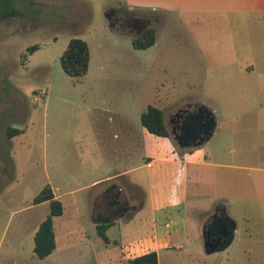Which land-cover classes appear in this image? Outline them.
I'll return each mask as SVG.
<instances>
[{"label":"rangeland","instance_id":"374dc122","mask_svg":"<svg viewBox=\"0 0 264 264\" xmlns=\"http://www.w3.org/2000/svg\"><path fill=\"white\" fill-rule=\"evenodd\" d=\"M198 1L153 11L131 0H14L20 14L0 16V260L106 264L114 241L131 247L149 235L153 212L145 194L130 220L118 219L107 231L108 245L90 219V196L112 182L82 186L146 160L137 138L149 105L170 118L202 102L218 121L202 145L214 163L216 198L228 202L239 224L233 248L206 256L215 264H264V0H203L195 7ZM127 10L155 16L148 28L156 33L154 45L135 47L142 35L112 24ZM73 37L89 47L82 77L67 74L61 62ZM9 127L22 132L10 137ZM130 128L135 141L125 139ZM144 171L130 176L144 182ZM46 187L63 196L65 209L55 219L59 248L44 260L34 253L30 227L50 212L48 204H34ZM213 205H188L185 242L203 244L202 222ZM247 230L250 252L240 241ZM62 235L72 246L62 245Z\"/></svg>","mask_w":264,"mask_h":264},{"label":"crops","instance_id":"0c3cea01","mask_svg":"<svg viewBox=\"0 0 264 264\" xmlns=\"http://www.w3.org/2000/svg\"><path fill=\"white\" fill-rule=\"evenodd\" d=\"M135 2H144L141 4L152 5L153 11H164L166 8L180 9L182 8V5L189 4L190 0H131V3ZM131 3L129 6L134 7ZM203 4V0H199L193 5L195 7H199ZM196 103L202 102H193V104ZM209 108H211L214 113H216L214 108ZM165 117L166 123L169 126L166 112ZM216 131L213 136L205 143L209 142L214 137ZM138 132V144L139 141L143 139V143L140 148H143V150L146 151V160L135 167L117 171L105 178H97L91 183L82 186L81 189L84 190L95 188L99 185L101 186L103 184L112 182L108 187H113L116 190L119 189V191H123L130 202L131 207L120 214L117 213L114 216H111V220L109 222H103L102 219L98 218V197L103 192L101 190L104 186L99 188L100 190L96 188L97 191L91 194L90 219L96 227L98 235L104 240V242L108 243V245H111L112 241L107 235V231L117 222L118 219H121L125 222L130 220L133 214H136L145 204V194L147 200L149 198L150 206L153 212L150 234L134 241L131 247L128 245L123 247L118 240L114 241V244L117 246V251H113L112 249L108 250L105 259L106 264H132L131 259L150 251L157 252L159 264H215L214 261L209 260L206 255L213 254L217 251L230 250L233 248L237 240H239V224L230 213L228 202L226 200H218L216 198V176L215 173L211 171L212 169L210 170V167L214 165V163L210 160V152L206 147H202L203 144L197 147L186 149L183 148V150H181L176 146L172 137L155 135L149 132L145 127L143 129L138 128ZM123 133L125 134V139L130 138L134 141L136 140L134 134L135 131L131 132V128L130 131H126L125 129ZM140 169L145 170L141 176L144 182L133 176H130ZM108 187H106V189ZM52 189L55 197L61 200L63 206H65L62 200L63 196L58 194L54 188ZM137 192L141 193L142 196L139 197ZM200 200L214 201V205L211 208L213 209V212L207 217L205 215L204 221L202 222L203 227L205 223L209 222V219L215 215L218 206H221L225 214L232 220L234 225L230 236L222 244L223 247L218 248L212 253L206 252L203 232V244L201 245L198 244V246H196L195 244L193 245L191 242H185L184 240V236L187 234L186 215H184L185 209L189 204H194ZM42 204L49 205V202L45 201L42 202ZM74 204L76 208H78V202L76 199L74 200ZM130 212L132 215L130 218H127ZM59 216L54 217L56 248L49 256H51L59 248V237L57 235L55 222V219ZM44 219L45 218H42V220L37 221L30 227V229H32L31 236L33 238L35 237V234ZM99 225H109L105 231L108 238L107 240L99 233L97 228ZM77 236L79 239L78 241L82 243L83 240L87 239V234H85L83 230L78 231ZM240 236L242 250L245 252H250L254 245L253 236L248 232V230L246 233L242 232ZM61 243L63 246H72V239L62 235ZM14 244H16V242ZM262 250H264V247H262ZM49 256L43 259L46 260ZM13 259L14 258H12V263ZM8 261L11 260H0V264H12ZM19 264L32 263L21 261Z\"/></svg>","mask_w":264,"mask_h":264},{"label":"trees","instance_id":"16d2710c","mask_svg":"<svg viewBox=\"0 0 264 264\" xmlns=\"http://www.w3.org/2000/svg\"><path fill=\"white\" fill-rule=\"evenodd\" d=\"M20 10L14 4V0H0V16H18ZM156 41V33L153 30H146L141 37L134 38V46L138 48H147L152 46ZM36 46L31 49H36ZM61 62L64 71L73 77H82L87 74L89 69L90 54L86 40L80 37L70 39L66 50L61 56ZM141 123L147 130L158 136L172 137L169 126L166 123L165 112L158 106L149 105L141 114ZM22 132L19 128L9 127L8 135L13 137ZM175 141V139H174ZM176 146L183 150L177 142ZM48 201L50 212L41 222L37 230L34 240L35 255L43 259L49 256L56 248V234L54 229V217L62 215L64 206L61 200L55 197L52 187H46L43 192L35 197L34 204ZM109 225H99V233L107 240L105 233ZM132 264H159L156 251H150L131 259Z\"/></svg>","mask_w":264,"mask_h":264},{"label":"flooded vegetation","instance_id":"af4514ba","mask_svg":"<svg viewBox=\"0 0 264 264\" xmlns=\"http://www.w3.org/2000/svg\"><path fill=\"white\" fill-rule=\"evenodd\" d=\"M117 10L111 9V13ZM110 18H113L110 15ZM155 20L154 15H147L140 11H122L121 16L115 18L112 24L119 25L120 28L129 30L137 35H143L148 30L152 22ZM173 113L170 118L167 117V122L171 129L178 130L180 118ZM99 209L98 218L105 219L114 216L117 213H122L131 207L126 194L123 191L108 187L98 197ZM208 228L211 235L220 240L221 246L230 236L234 228L232 220L225 214L221 206H218L215 215L209 219Z\"/></svg>","mask_w":264,"mask_h":264},{"label":"water","instance_id":"95a60500","mask_svg":"<svg viewBox=\"0 0 264 264\" xmlns=\"http://www.w3.org/2000/svg\"><path fill=\"white\" fill-rule=\"evenodd\" d=\"M174 115L180 118V123L178 130L173 129L171 132L181 148L200 146L208 141L216 131V115L211 108L203 103L186 105ZM110 220L111 218L102 219L103 222ZM207 225L208 222L203 227L205 249L207 253H212L219 248L220 240L211 235Z\"/></svg>","mask_w":264,"mask_h":264}]
</instances>
